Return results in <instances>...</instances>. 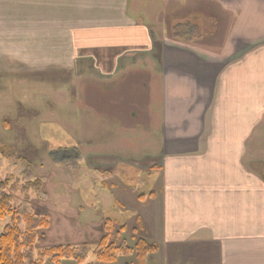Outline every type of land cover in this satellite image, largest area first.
<instances>
[{"label": "crops", "instance_id": "0c3cea01", "mask_svg": "<svg viewBox=\"0 0 264 264\" xmlns=\"http://www.w3.org/2000/svg\"><path fill=\"white\" fill-rule=\"evenodd\" d=\"M209 1L231 20L219 48L184 46L168 38L154 42L148 25L138 17L132 22L131 0H0V35L12 38L0 40V70L39 75L51 85L54 70H59L56 75L66 77L56 81L60 87L55 89L62 94L73 88L70 80L83 76L103 83L101 78L116 82L132 73L147 75L144 99L150 106L145 107V118L158 137L157 146H152L156 158L145 168L156 170L158 186L150 199L134 207L141 237L158 245L147 264H163V259L165 264H264V0ZM86 3L98 9L82 13ZM4 6L10 9L7 16ZM5 17H13V23H3ZM16 30L29 34L26 45L12 37ZM106 32L110 38L100 36ZM87 34L98 38L88 43ZM135 38L142 43H133ZM56 42L62 48L65 44L66 53L54 51ZM73 46L94 50L99 62L100 52H105L110 70L85 67V58L94 52L80 60L76 49L69 51ZM136 47L141 54L147 52L146 59L134 60ZM20 54L34 58L33 63L21 62ZM69 57L70 66L61 60ZM74 66L80 75L70 73ZM3 101L13 103L4 97ZM76 106L98 114L100 120L104 116L97 105L79 100ZM117 122L107 125L113 138L137 130ZM139 132L149 136L143 127ZM102 162L96 167L110 172L109 161ZM113 202L124 207L119 198ZM57 233L66 238L64 231ZM84 238L78 233L70 245L83 244ZM56 243L60 242L48 241L43 247Z\"/></svg>", "mask_w": 264, "mask_h": 264}, {"label": "rangeland", "instance_id": "374dc122", "mask_svg": "<svg viewBox=\"0 0 264 264\" xmlns=\"http://www.w3.org/2000/svg\"><path fill=\"white\" fill-rule=\"evenodd\" d=\"M131 1L133 13L136 14H134L135 19L132 22L137 23L136 18L138 17L139 21L148 25L149 34L151 33V39L154 42L168 36L161 32L160 26L163 24L178 44L219 48L226 38L231 21L226 12L209 0ZM135 6L137 7L136 11ZM7 7L4 6L2 9L6 16L10 12ZM83 8L82 13H91L98 9L95 6V9L90 7L87 3ZM75 13L78 18L77 12ZM12 18L5 17L6 21L3 20V23L12 24ZM78 26L80 25L73 29ZM144 29L147 28L144 27ZM102 35L110 38L109 32L100 33V36ZM242 35L243 33L239 36L243 38ZM5 36L0 35V40L12 41L8 34ZM13 36L16 39L19 37L22 45H26L30 38L29 34L18 30ZM85 36L88 43L90 39L98 38L97 34ZM69 38L71 44V34ZM139 39L135 38L133 43ZM136 43H142V40L140 39ZM36 46L41 50L40 46ZM8 48L13 49L14 47L9 45ZM64 48L65 44H63V48L60 43L53 44L56 53L62 49L65 52ZM73 48L70 47L69 51L76 49L75 55L80 56V60L84 58L83 54L90 55L91 51L94 52V50H86V47L73 46ZM116 49L115 47V51ZM133 50L136 51L133 52L134 60L144 56V53L141 54L143 50H138V47ZM36 51L39 53L38 50ZM100 53V62L96 57L98 53L94 52L91 57L85 58L84 66L92 69L95 67L101 70H110L108 68L111 67L110 61L104 58L108 55L105 52ZM0 56H3L2 49H0ZM18 56H20L21 62L28 65L34 61V58H28L21 54ZM93 56L94 58H92ZM3 60L0 58L1 62H4ZM61 60L64 63L68 62L69 66L73 62L70 57ZM74 67L70 73L80 75L76 72L77 67ZM58 71L54 70L53 79L55 81H60L61 78L65 79L64 74L56 75L60 74ZM137 74L139 73L129 74L125 79L123 77L114 82L113 85L88 79L83 80L82 83L85 81L82 88L83 94L76 98L72 88L62 94L60 90L55 89L60 87V84L53 82L51 85L48 78L35 76L32 73L15 74L12 71L0 70V147L1 145L2 147H6V145L12 147L17 154L33 163L32 169L24 170L27 172L26 174H19L21 165L17 164L16 158L3 154L4 149L0 148V180L18 175L24 177L23 179L33 176L42 179L41 191H27L30 197L29 202L24 199L26 193L19 192H16L12 201L13 206H21L28 211L47 215L50 218V226L44 231L42 230L45 237L40 236V232L38 234V247H43L44 243L48 241L70 245L77 240V234L80 233L85 237L83 244L78 245L82 246L80 251L88 250L85 261L81 264H129L135 261L134 255L130 254L128 256L119 255L115 262H99L93 256L95 248L93 243L96 244L95 241L100 239L102 222L104 218L109 217L128 227L122 233V238L128 245H133L132 236H141L138 228L139 222L134 217L137 209L134 207L139 205L137 201L150 199L151 197H147L148 194L153 189L156 190L158 186L156 170L145 168L147 163L156 158L152 146H157L158 137V131L153 129V126L148 124L145 118V109L150 104L144 98L142 103H133L134 98L141 101L142 97H147L149 79L146 74L143 78ZM68 78L71 79L70 76ZM51 88L54 90L52 91ZM71 96L73 101L69 99ZM3 97L12 100L13 103H6L3 101ZM81 98L83 104L97 105L95 109L98 112L102 110L100 113L104 116L101 120L98 114L94 115L92 112L87 115L72 105V103L76 104V101L79 103ZM130 104H135V107L129 108ZM132 112H135L134 117ZM96 115L98 118L95 117ZM115 121L123 126H136L137 130L128 132L126 136L117 134V137L113 138L115 133L107 125L110 122L115 124ZM141 127L148 132L149 136L139 132ZM123 137H127V141L120 139ZM113 150H116L117 154L106 153ZM106 160L109 161L110 172L99 170L96 167L97 161L98 164H103L102 161ZM107 169L109 170V167ZM262 169L264 168L262 167ZM138 194H144L145 197L139 199ZM153 194H155L154 191ZM124 195L127 199H123ZM115 198H119L124 207L114 204ZM100 219L101 221H99ZM9 222V218L1 220L0 230L3 225ZM134 227L137 228V231L133 234ZM58 230L64 231L66 238H59ZM148 232L147 230L143 233L148 235ZM50 235L54 236L53 241L48 240ZM146 237L151 238V236ZM43 264L51 263L46 261ZM62 264L78 263L67 259ZM163 264H165L164 259Z\"/></svg>", "mask_w": 264, "mask_h": 264}, {"label": "trees", "instance_id": "16d2710c", "mask_svg": "<svg viewBox=\"0 0 264 264\" xmlns=\"http://www.w3.org/2000/svg\"><path fill=\"white\" fill-rule=\"evenodd\" d=\"M175 41L176 39L173 38ZM182 42V41H181ZM3 148V154L16 158L21 165L20 173L33 168V163L17 154L12 147ZM25 167V168H24ZM24 177L10 176L0 180V221L10 219L0 232V264H43L49 261L51 264H60L63 260L72 259L78 264L84 263L88 250L80 251L78 245L56 244L38 247V234L50 226V218L47 215L36 214L21 206H13L12 201L16 192L26 193L24 199L29 202L27 191H41L43 181L38 176L28 179ZM264 180V174L262 175ZM23 181V182H21ZM153 192L147 197H152ZM144 194H138V198H144ZM126 225L113 218H104L102 222V235L95 244L93 256L99 262H115L119 255H134L135 261L129 264H147L148 255L158 252V245L149 242L145 238L132 236L134 244L126 243L122 238ZM137 228L132 229L133 234ZM82 245V244H81ZM92 264V263H89Z\"/></svg>", "mask_w": 264, "mask_h": 264}, {"label": "flooded vegetation", "instance_id": "af4514ba", "mask_svg": "<svg viewBox=\"0 0 264 264\" xmlns=\"http://www.w3.org/2000/svg\"><path fill=\"white\" fill-rule=\"evenodd\" d=\"M136 5H137V3H136ZM133 7V6H132ZM134 9H135V11L137 10V7L135 6L134 7ZM157 27H159V26H157ZM171 27V26H170ZM160 28H161V32H163L162 34H164L165 33V36L166 35H168L167 37H165V38H168V39H173L172 37V35H171V33H170V31L169 30H167L166 28H165V26L162 24L161 26H160ZM183 42V41H182ZM185 42V41H184ZM187 45V44H186ZM184 46H185V44H184ZM144 53H146L147 54V52H144ZM145 59H146V57L147 56H143ZM149 57V56H148ZM94 77H96V76H94ZM96 78H98V77H96ZM91 80L92 79V76H90V77H88V76H83V77H80V78H78L77 80H73V82L70 80V83H69V86H72L73 88V90H74V95L76 96V98H78V96H80V94H83V90H82V88H83V86H84V82L82 83V81L83 80ZM99 79V78H98ZM98 79H96V80H98ZM101 80H103V81H105V83H110L111 85H113L114 84V81L113 82H109L108 80H106V79H102L101 78ZM54 82H56L55 80H54ZM142 97V96H141ZM143 98L144 97H142V99H140L141 101H138L139 99L138 98H134V100H133V103H142V101H143ZM69 99H71L72 101H73V97L71 96V97H69ZM81 100H83L82 98H81ZM136 100V101H135ZM72 101H70L71 103H72ZM135 101V102H134ZM136 104V105H137ZM72 105H74L75 107H77L76 105H77V101H76V104H74V103H72ZM130 107H135V105H132V104H130L129 105V108ZM79 110H81L82 112H84L85 114H87L88 115V113H86L85 112V110L83 111V108H79V107H77ZM133 113V115L135 116V112H132ZM51 114V113H50ZM2 146V145H1ZM7 147H9V146H7Z\"/></svg>", "mask_w": 264, "mask_h": 264}]
</instances>
